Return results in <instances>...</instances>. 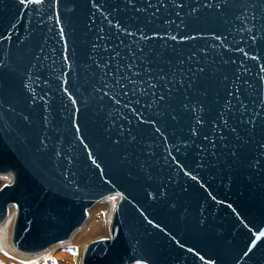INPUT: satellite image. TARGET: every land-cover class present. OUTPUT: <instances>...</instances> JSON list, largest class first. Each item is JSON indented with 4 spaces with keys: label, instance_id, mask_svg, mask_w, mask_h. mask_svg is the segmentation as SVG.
<instances>
[{
    "label": "water",
    "instance_id": "1",
    "mask_svg": "<svg viewBox=\"0 0 264 264\" xmlns=\"http://www.w3.org/2000/svg\"><path fill=\"white\" fill-rule=\"evenodd\" d=\"M0 174L16 251L264 264V0H0Z\"/></svg>",
    "mask_w": 264,
    "mask_h": 264
},
{
    "label": "bare ground",
    "instance_id": "2",
    "mask_svg": "<svg viewBox=\"0 0 264 264\" xmlns=\"http://www.w3.org/2000/svg\"><path fill=\"white\" fill-rule=\"evenodd\" d=\"M5 176H0V185L10 182L9 177H7L9 182L2 178ZM112 198V195H108L89 207L83 222L70 233L66 240L33 254L16 251L10 243V232L16 209L13 204H9L6 207L5 217L0 222V230L8 229L7 240L5 236H0V264H81L87 240L93 236H105L109 231L113 209L117 202V197ZM13 251L18 253V256H13ZM31 255L38 256L30 259Z\"/></svg>",
    "mask_w": 264,
    "mask_h": 264
},
{
    "label": "rangeland",
    "instance_id": "3",
    "mask_svg": "<svg viewBox=\"0 0 264 264\" xmlns=\"http://www.w3.org/2000/svg\"><path fill=\"white\" fill-rule=\"evenodd\" d=\"M0 176H4V175H0ZM7 177H9V179H10V175H6L5 177H2V178H5V179H7V181L9 182V179L7 178ZM1 178V177H0ZM3 185V184H2ZM2 185H0V186H2ZM113 196V198L112 199H115L114 197H117L116 195H112ZM108 232L109 231H107V235H105V236H93V237H91L89 240H87V242H86V244H85V246L89 243V242H91V241H93V240H96V239H100V238H106V237H108ZM7 234H8V229H1L0 230V236H5L6 237V240H7ZM10 234H11V232H10ZM85 248V247H84ZM13 254V256H18L17 254L18 253H16V252H12ZM16 253V254H15ZM38 256V255H37ZM37 256H35V255H31L29 258L30 259H34L35 257H37ZM24 257H26V256H24ZM140 264H143V263H140Z\"/></svg>",
    "mask_w": 264,
    "mask_h": 264
},
{
    "label": "snow or ice",
    "instance_id": "4",
    "mask_svg": "<svg viewBox=\"0 0 264 264\" xmlns=\"http://www.w3.org/2000/svg\"><path fill=\"white\" fill-rule=\"evenodd\" d=\"M21 4L25 3V0H20ZM32 3H40L41 0H31ZM262 236H264V233H261ZM259 239V237H257Z\"/></svg>",
    "mask_w": 264,
    "mask_h": 264
}]
</instances>
